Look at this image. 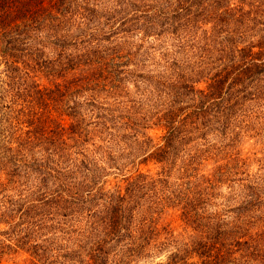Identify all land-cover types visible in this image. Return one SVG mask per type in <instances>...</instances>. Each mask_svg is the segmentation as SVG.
Masks as SVG:
<instances>
[{
    "label": "clouds",
    "instance_id": "clouds-1",
    "mask_svg": "<svg viewBox=\"0 0 264 264\" xmlns=\"http://www.w3.org/2000/svg\"><path fill=\"white\" fill-rule=\"evenodd\" d=\"M0 264H264V0H0Z\"/></svg>",
    "mask_w": 264,
    "mask_h": 264
}]
</instances>
